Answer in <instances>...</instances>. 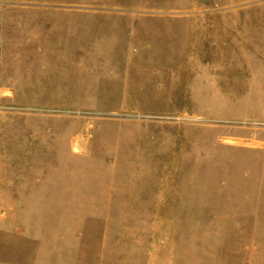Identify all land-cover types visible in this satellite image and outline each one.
Wrapping results in <instances>:
<instances>
[{
  "label": "rangeland",
  "instance_id": "1",
  "mask_svg": "<svg viewBox=\"0 0 264 264\" xmlns=\"http://www.w3.org/2000/svg\"><path fill=\"white\" fill-rule=\"evenodd\" d=\"M60 1L139 107L110 75L0 93V264H264V0Z\"/></svg>",
  "mask_w": 264,
  "mask_h": 264
},
{
  "label": "crops",
  "instance_id": "2",
  "mask_svg": "<svg viewBox=\"0 0 264 264\" xmlns=\"http://www.w3.org/2000/svg\"><path fill=\"white\" fill-rule=\"evenodd\" d=\"M70 5V8L73 9L70 13H80L81 15L78 14L80 17H69L61 22L47 21V18L55 11L62 13L66 9L64 7L66 5L60 0H27L21 4L0 5V93L4 96L3 101H23L20 94H23L22 92H37L39 86L47 83L46 79H48L49 73H54L51 77L55 75L58 79L64 75L69 79L70 77L76 79V82L69 84L71 91L87 87L86 79L92 74L94 77L90 78L95 86L101 85L97 82L96 77L108 80V75L112 76L107 82L110 89L104 92L115 95L118 92H129L125 101L129 105H133L130 104L133 99H129L133 95L136 98L133 102L138 108L137 102H139L141 94L139 92H142V89L134 88L139 85L135 83L137 78L145 72L141 69L142 66L133 68L131 59L126 65L127 68L119 69L116 65V68L110 73L85 70L86 63L96 62L99 58L94 53L85 54L84 52L86 29L83 20L85 19V16L83 17V14L85 15L84 8L80 6L79 2H73ZM59 64L61 65L59 66ZM124 70H126L124 78L126 80L128 76L131 78V80L128 78L129 82L121 79ZM129 73L130 75H128ZM143 81L146 80L143 79ZM141 82L140 80L139 83ZM60 85L65 86L66 84ZM91 91L94 92L93 89ZM91 91L86 89L84 92L92 93ZM6 94L11 95L7 96ZM106 96L103 94L101 97L105 99ZM83 102V97H80L74 103L80 105H75L73 108H99L97 107L98 103L83 104ZM25 106L40 108L33 105ZM236 137L239 139V135ZM254 139V142L264 145L262 132L256 134ZM253 147H255L254 151L258 148L256 145Z\"/></svg>",
  "mask_w": 264,
  "mask_h": 264
},
{
  "label": "bare ground",
  "instance_id": "3",
  "mask_svg": "<svg viewBox=\"0 0 264 264\" xmlns=\"http://www.w3.org/2000/svg\"><path fill=\"white\" fill-rule=\"evenodd\" d=\"M75 147V146H74ZM83 189V188H82ZM104 233V232H103ZM101 258V257H100Z\"/></svg>",
  "mask_w": 264,
  "mask_h": 264
}]
</instances>
